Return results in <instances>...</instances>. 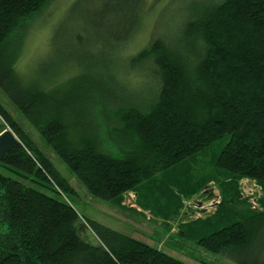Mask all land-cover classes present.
<instances>
[{
  "label": "trees",
  "instance_id": "obj_1",
  "mask_svg": "<svg viewBox=\"0 0 264 264\" xmlns=\"http://www.w3.org/2000/svg\"><path fill=\"white\" fill-rule=\"evenodd\" d=\"M50 1L0 0V89L45 145L93 196L118 204L134 191L165 222L213 179L215 214L179 233L237 264H264V0L191 3L174 41L155 39L130 58L153 83L134 102L112 55L137 29L145 0H75L55 28L74 26L65 52L25 79L16 70L24 34ZM80 4L92 8L75 14ZM68 64L78 69L62 76ZM0 118L20 141L0 159L18 175L0 172V264H186L81 215L68 178L1 103ZM200 159L205 171L190 170ZM242 177L260 185L261 209L240 198Z\"/></svg>",
  "mask_w": 264,
  "mask_h": 264
},
{
  "label": "rangeland",
  "instance_id": "obj_2",
  "mask_svg": "<svg viewBox=\"0 0 264 264\" xmlns=\"http://www.w3.org/2000/svg\"><path fill=\"white\" fill-rule=\"evenodd\" d=\"M74 1L51 0L32 19L24 34L23 49L16 64V70L25 79L41 70L43 61L52 64L65 52L67 34L74 26L71 23H62L63 27L59 31L61 33H55V28L69 13ZM202 1L204 0H145L137 29L125 43L117 47L116 54L112 55L113 71L121 82L119 84L124 85L126 90L134 92L132 96L136 98L133 99V102L139 97L149 94L153 83L151 71L143 67H132L130 58L150 45L155 39H161L168 43L174 41L190 16L191 3L197 4ZM89 8H92L90 4H80L74 11L76 14L79 10ZM77 69L75 64L64 65L62 76L72 74ZM108 72L107 68L101 67L98 74L106 81L107 86H116L115 81L110 80ZM0 103L39 144L62 175L68 178L76 190L74 205L81 215L157 247L186 264H237L227 254L208 250L189 237H184L183 233H179L183 224L205 220L215 214L221 202V192L213 179L207 181L196 192L183 196L176 218H166V222L165 218L155 215L149 206L143 205L144 200L143 203H139L138 196L134 191L126 192L118 204L100 199L90 194L86 187L69 171L66 164L45 145L36 130L1 89ZM123 105H125L124 102ZM0 123H4L1 118ZM4 125V129H11L5 123ZM205 165L206 161L200 159L198 166L190 162L189 169L193 172L195 169L205 171ZM0 172L7 176H18L1 166ZM238 188L241 199L247 201L252 209H261L259 199L262 196V189L255 180L242 177L238 180ZM3 230L4 227H0V231ZM78 233L85 242L97 244L95 235L89 229L79 226Z\"/></svg>",
  "mask_w": 264,
  "mask_h": 264
},
{
  "label": "water",
  "instance_id": "obj_3",
  "mask_svg": "<svg viewBox=\"0 0 264 264\" xmlns=\"http://www.w3.org/2000/svg\"><path fill=\"white\" fill-rule=\"evenodd\" d=\"M19 138L11 129L0 132V159L19 143Z\"/></svg>",
  "mask_w": 264,
  "mask_h": 264
},
{
  "label": "built area",
  "instance_id": "obj_4",
  "mask_svg": "<svg viewBox=\"0 0 264 264\" xmlns=\"http://www.w3.org/2000/svg\"><path fill=\"white\" fill-rule=\"evenodd\" d=\"M253 202V201H252ZM254 203V202H253Z\"/></svg>",
  "mask_w": 264,
  "mask_h": 264
}]
</instances>
